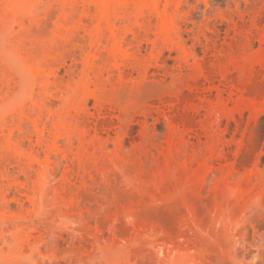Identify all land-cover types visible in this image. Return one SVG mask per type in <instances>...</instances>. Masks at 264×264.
Listing matches in <instances>:
<instances>
[{"label": "rangeland", "instance_id": "1", "mask_svg": "<svg viewBox=\"0 0 264 264\" xmlns=\"http://www.w3.org/2000/svg\"><path fill=\"white\" fill-rule=\"evenodd\" d=\"M168 4L171 12L182 4L173 15L179 23L183 19L182 41L157 37L159 19L150 12V30L142 27L148 30L135 40L141 54L133 52L134 37L126 36L129 77L118 82V70L103 63L114 69L97 94L105 104L93 100L91 84L88 113L76 124L89 133L86 140L81 144L76 137L65 154L69 160L59 154L51 163L53 174L33 214V222L42 223L23 225L18 233L0 230V264H146L153 247L167 252L156 257L159 264H264V0ZM56 14L43 41L52 36ZM88 18L93 26V16ZM80 33L85 48L88 38ZM64 48L58 53L63 49L68 58L76 46ZM87 51L96 52L87 47L59 67L63 95L74 90ZM137 62L148 65L145 75ZM16 99L29 106L26 95ZM53 99V112L67 106ZM79 100L72 101L75 109L66 107L72 116ZM72 116L68 124L75 122ZM46 117L48 132L53 122ZM18 137L28 153L31 144ZM6 145L0 135V172H9L6 180L0 176V193L10 207L6 216L27 215L33 212L27 197L8 186L19 169ZM36 151L43 160L45 149ZM31 171L29 179L21 177L29 186L36 179Z\"/></svg>", "mask_w": 264, "mask_h": 264}, {"label": "bare ground", "instance_id": "2", "mask_svg": "<svg viewBox=\"0 0 264 264\" xmlns=\"http://www.w3.org/2000/svg\"><path fill=\"white\" fill-rule=\"evenodd\" d=\"M52 1L54 3H52ZM52 1L51 3H43L42 0H0V102H2L0 110L2 108H7L8 110L7 113H0V135L6 139V148L12 152L13 160H16L14 163L18 165L19 169L18 176L15 177L16 179L13 182L11 181L12 184L10 183L11 185L8 186L10 188H15L16 192L25 195L29 202L28 204H30V207L33 209H31L33 211H31L32 213H29L28 210L27 215L14 214L12 216H6V214H8L6 212H9L10 207L6 201L7 197L1 195L3 193H0L1 232L11 227L14 233H18V230L20 232V229H23L24 226L27 228L29 227L28 225H30V227L32 225L36 228L35 225H37V223H42L41 221H36L37 223H34L35 221L33 218L35 217L33 214L36 211L38 197L41 195L47 179L53 174L51 168L53 164L51 163H55V161L58 160L59 154H64V158L66 156L68 159V154H65L69 147L73 145L75 138L77 137L78 140H76L82 144L89 134L84 128L78 129L76 125L79 122L78 119L80 115L82 116L88 113V100L85 95L86 91H88L89 86L93 84L96 88L94 89L96 93L94 91L91 92L93 95L91 96L93 100L101 106L105 104L106 101L101 100L103 97L100 98L98 95H100L102 90L106 88L105 86L109 84V79L107 77L111 75V69L115 68L118 70V82H122V80L128 76V73L125 71L127 68H124L127 67V65L125 66L126 59H130L127 57L129 54L127 50L125 51L126 48H124L128 43V41L126 43L127 34H131L130 36L134 37V39L132 38L133 40L130 41L134 44V49L131 47V43H129L131 44V46H129L133 49L135 55L141 54L143 46L139 43L140 41L136 42L135 40H137V36L142 37L141 35L144 32L141 34L140 31L143 29L145 31L148 29L150 30V26L145 24L147 23L145 20L146 17L150 15V12H154V14L156 13L157 15L156 17H158L157 19H159V22L157 20L159 24L157 28L158 31H155V33L158 32L157 37L160 36L170 39L176 36V39L182 41L180 34L183 19L181 23H179V21L175 20L173 17L182 5L180 4V6H178V2L176 3L178 4L176 7L177 9L175 8L176 11L173 10L174 13L169 10L168 0H164L165 4L162 9H160L161 0H120L118 3L116 0ZM91 9H94L93 13ZM56 13L59 14V18L57 21H54L55 26L52 33L50 31L52 36L48 41H43L41 37L50 30V27H53L50 23H52L54 16L57 15ZM90 16L94 18L90 20L93 26H90L87 21ZM120 20H123L125 23L123 28L119 25ZM144 26L149 28H142ZM81 30L84 32L85 37L88 38L89 44H87V47L89 50L91 49L90 52L93 50L94 52L96 51V54H90L89 51H87L89 54L87 56H82L83 63L80 62V65L82 64L81 70H79L78 75L76 74L79 80L77 79L76 86L74 84V90H68L65 95H63L61 84L57 82L59 67L66 64L69 57H72L73 60L76 61V58L79 56L78 54L83 53L84 49L87 48H84V46H86L84 44L85 38L83 35L82 37L79 35L81 34ZM139 33L140 35H138ZM196 37H198V35H196ZM139 39L141 38H138V40ZM178 42H176L174 46L177 47L179 45L180 47L181 44ZM75 46L76 49H73ZM104 46L108 53H106L107 56L105 54L106 57L103 56V53V55L100 53L99 49V47L103 48ZM182 46L181 48H177L180 50L183 48ZM59 47H66L64 49L72 47L73 53L71 51L67 52L71 53L68 54L69 56L67 58V56H65L67 54L62 55V52H60L63 49L59 50L58 53ZM97 49H99V53ZM54 50H57V53H53ZM51 53H53V55ZM184 53L183 57H185L187 61L189 55L187 53L184 55ZM159 54H157V57L155 56V59L160 60L159 58L161 56ZM47 57H50V62L47 61ZM108 61L111 62L110 64L113 68H107L108 65L105 66L109 63ZM104 62H106L105 65L103 64ZM137 64L139 63L137 62ZM140 64L136 65L138 66L137 70L145 75L148 65L142 64V62H140ZM77 69V66H75L74 70L77 71ZM73 72L70 74L71 77H75L74 73L76 72ZM52 88H54V92L51 90ZM20 94L27 96L29 106L26 104H19V100L16 99V97ZM54 97L66 103V107L69 106L70 109L71 107H75L72 102L75 97L76 99L80 97L81 102L79 103H82V105L80 104L81 107L79 105L76 111H74L75 108L73 109V113H76L75 115L73 114V116L70 113V109L66 108L64 104L63 109L61 108L62 111L59 110L58 113L57 111L53 112ZM103 101L105 102L101 104ZM67 109H69V111ZM71 116L75 122L68 124L66 120L68 117L71 118ZM45 117L47 121L53 122V128L52 130H50V128L48 132L46 130L48 129L47 125L49 122L47 124V122L43 123L42 121L43 118L45 120ZM24 118L30 121L29 124H26V121L24 123ZM18 134L22 135L31 144L30 150L26 154L23 152V143L18 140ZM98 138L100 137L98 136ZM64 141L65 143H63ZM38 147H43L45 149V157L41 161L36 151ZM23 159L25 162L22 161ZM31 169L36 173V179L32 183V186H29L27 181L21 180V177L29 179L31 177L29 172ZM8 174L9 172H0V176L5 178V180L8 179ZM66 177L64 179H67ZM18 221L20 222L19 225L15 224L18 223ZM43 224H38V229L40 226H46ZM7 241L8 240L5 238L1 240L4 244H7ZM27 242L30 244V241ZM28 244L27 246H30ZM35 244V247L33 245L30 247L36 249V245L38 246V244ZM166 253V250L163 248L158 249L153 247V250L147 253L145 263L159 264L160 262L157 261L156 257L158 255L164 257Z\"/></svg>", "mask_w": 264, "mask_h": 264}]
</instances>
